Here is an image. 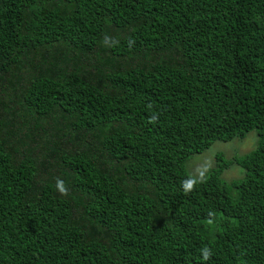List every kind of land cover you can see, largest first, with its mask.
<instances>
[{
  "label": "trees",
  "instance_id": "1",
  "mask_svg": "<svg viewBox=\"0 0 264 264\" xmlns=\"http://www.w3.org/2000/svg\"><path fill=\"white\" fill-rule=\"evenodd\" d=\"M0 264H264V0H0Z\"/></svg>",
  "mask_w": 264,
  "mask_h": 264
},
{
  "label": "rangeland",
  "instance_id": "2",
  "mask_svg": "<svg viewBox=\"0 0 264 264\" xmlns=\"http://www.w3.org/2000/svg\"><path fill=\"white\" fill-rule=\"evenodd\" d=\"M255 141L256 134L251 131L242 140L234 138L228 142H214L201 154L191 156L185 163V171L195 179H200L213 166L216 153L221 152L225 159L241 156L254 148ZM239 172L242 174L239 167L231 165L222 171L220 178L225 182L237 179L241 176Z\"/></svg>",
  "mask_w": 264,
  "mask_h": 264
},
{
  "label": "clouds",
  "instance_id": "3",
  "mask_svg": "<svg viewBox=\"0 0 264 264\" xmlns=\"http://www.w3.org/2000/svg\"><path fill=\"white\" fill-rule=\"evenodd\" d=\"M107 40H108V38L105 39L106 44H107ZM57 189L62 195H67L68 190H67V188L64 187L63 181H61V180L57 181ZM185 190H189L188 186H185ZM205 258H207V255L205 256Z\"/></svg>",
  "mask_w": 264,
  "mask_h": 264
}]
</instances>
